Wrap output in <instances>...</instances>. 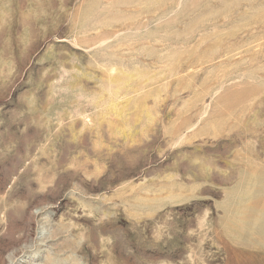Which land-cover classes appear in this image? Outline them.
Instances as JSON below:
<instances>
[{
  "label": "rangeland",
  "instance_id": "1",
  "mask_svg": "<svg viewBox=\"0 0 264 264\" xmlns=\"http://www.w3.org/2000/svg\"><path fill=\"white\" fill-rule=\"evenodd\" d=\"M0 264H264V0H0Z\"/></svg>",
  "mask_w": 264,
  "mask_h": 264
}]
</instances>
